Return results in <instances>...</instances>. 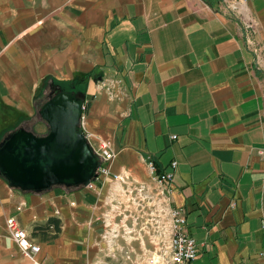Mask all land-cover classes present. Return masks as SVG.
I'll list each match as a JSON object with an SVG mask.
<instances>
[{
    "label": "crops",
    "instance_id": "obj_1",
    "mask_svg": "<svg viewBox=\"0 0 264 264\" xmlns=\"http://www.w3.org/2000/svg\"><path fill=\"white\" fill-rule=\"evenodd\" d=\"M84 74L82 128L111 142L119 177L36 193L0 174V264H30L9 217L43 264H91L90 220L145 161L172 174L193 264H264V0H0V138Z\"/></svg>",
    "mask_w": 264,
    "mask_h": 264
},
{
    "label": "water",
    "instance_id": "obj_2",
    "mask_svg": "<svg viewBox=\"0 0 264 264\" xmlns=\"http://www.w3.org/2000/svg\"><path fill=\"white\" fill-rule=\"evenodd\" d=\"M85 104L83 92L58 87L38 108L47 133L19 126L0 141V174L10 186L39 193L88 186L98 176V156L81 128Z\"/></svg>",
    "mask_w": 264,
    "mask_h": 264
},
{
    "label": "rangeland",
    "instance_id": "obj_3",
    "mask_svg": "<svg viewBox=\"0 0 264 264\" xmlns=\"http://www.w3.org/2000/svg\"><path fill=\"white\" fill-rule=\"evenodd\" d=\"M40 94L35 115L20 124L45 134L49 126L38 114V108L48 98L49 87ZM145 165L142 179L126 180L116 201L119 207H103L99 217L90 220V230L101 240L91 247V264H171L173 227L166 183L160 182L150 161H145Z\"/></svg>",
    "mask_w": 264,
    "mask_h": 264
},
{
    "label": "built area",
    "instance_id": "obj_4",
    "mask_svg": "<svg viewBox=\"0 0 264 264\" xmlns=\"http://www.w3.org/2000/svg\"><path fill=\"white\" fill-rule=\"evenodd\" d=\"M252 26V23H248V28H251ZM82 130L84 131L83 128ZM84 132L99 159V165L96 170L98 176L95 179H92L87 187L94 188L96 181L102 177L113 176L114 178H118V174L113 173L112 171V162L117 153L113 149L111 142L103 138L93 142L90 134L86 131ZM172 164L173 166H176V162H173ZM150 165L152 168L157 169V166L153 161H150ZM171 176V172L160 173L158 175L160 182L164 183H166ZM171 217L173 227V233L169 245L171 264H193L198 257L199 249L196 239L190 235L185 228L186 212L184 207H173L171 209ZM7 227L11 231L12 237L18 244L22 254L30 261V264H43L37 258V255L41 251V245L35 242L28 231L19 225L15 217H9L7 219ZM261 254L264 255V249L261 251Z\"/></svg>",
    "mask_w": 264,
    "mask_h": 264
},
{
    "label": "trees",
    "instance_id": "obj_5",
    "mask_svg": "<svg viewBox=\"0 0 264 264\" xmlns=\"http://www.w3.org/2000/svg\"><path fill=\"white\" fill-rule=\"evenodd\" d=\"M89 76L90 75H77L73 80L71 81H62L60 83L61 87L64 88V89H70V90H77V91H81L83 92L85 95V88H86V85H87V81L89 79ZM41 93V92H40ZM39 93V95H36L35 97V101L37 103V101L40 100V96L41 94ZM41 105V104H40ZM86 105V104H85ZM87 106V105H86ZM11 132V131H9ZM8 132V133H9ZM5 135V132L2 134V136ZM2 136L0 138V140L2 139ZM157 174H160V170L157 168ZM3 176V175H2ZM53 222H56V219L55 218H51L50 219V223H53Z\"/></svg>",
    "mask_w": 264,
    "mask_h": 264
},
{
    "label": "flooded vegetation",
    "instance_id": "obj_6",
    "mask_svg": "<svg viewBox=\"0 0 264 264\" xmlns=\"http://www.w3.org/2000/svg\"><path fill=\"white\" fill-rule=\"evenodd\" d=\"M53 90H54V89H52V90L50 91V93H51ZM50 93H49V94H50Z\"/></svg>",
    "mask_w": 264,
    "mask_h": 264
},
{
    "label": "bare ground",
    "instance_id": "obj_7",
    "mask_svg": "<svg viewBox=\"0 0 264 264\" xmlns=\"http://www.w3.org/2000/svg\"><path fill=\"white\" fill-rule=\"evenodd\" d=\"M246 10V9H245ZM118 177H119V175H118Z\"/></svg>",
    "mask_w": 264,
    "mask_h": 264
}]
</instances>
